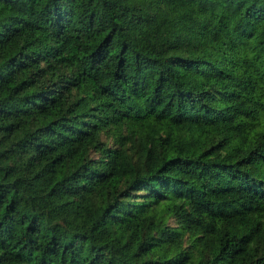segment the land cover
<instances>
[{
	"label": "trees",
	"instance_id": "trees-1",
	"mask_svg": "<svg viewBox=\"0 0 264 264\" xmlns=\"http://www.w3.org/2000/svg\"><path fill=\"white\" fill-rule=\"evenodd\" d=\"M0 264H264V0H0Z\"/></svg>",
	"mask_w": 264,
	"mask_h": 264
}]
</instances>
